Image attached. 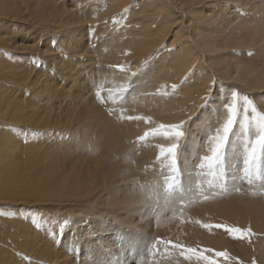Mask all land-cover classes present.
Instances as JSON below:
<instances>
[{
	"label": "rangeland",
	"instance_id": "374dc122",
	"mask_svg": "<svg viewBox=\"0 0 264 264\" xmlns=\"http://www.w3.org/2000/svg\"><path fill=\"white\" fill-rule=\"evenodd\" d=\"M153 1L158 4V0ZM153 1L0 0V4L2 3L1 5H3V7L0 5V59L1 61L3 59L6 61L5 64L2 63L4 65L1 67H7L6 69H2L6 74L4 77H1L0 73V132L12 135V141L13 138L15 139V141H13L14 145L18 144L13 147L14 150L11 149L8 151L9 149H6L5 151H2L3 156L11 161V166H5L6 177L0 179L1 189L9 190L10 192L9 194L0 193V255H6L10 259L6 264H170L169 261L171 263L178 262L179 264H207L206 261L201 259L204 254L208 256L209 259H217V257H212V251L209 250V247H206L207 249L204 248L203 252L201 251L202 245L199 244L197 235H190L182 241L173 239L174 242L176 241L174 243L170 239V233L167 235L162 234L163 230L170 231V222L176 223L185 215L189 216L190 223L194 225L196 223L198 224L197 228L199 229V233L201 232L200 234H204L205 230L202 231L203 229H206V232H212L215 231V229H219L222 233L221 236L225 241L231 244L235 240V238L226 232L224 228L216 227V225L225 226L223 223L214 222L207 224L203 222L201 217L194 216L195 213L192 212V210L193 206L196 204L193 203L197 202L199 205V202L196 199L203 198V194L205 193L201 190L203 187L202 183L196 185V188L201 187L200 189L198 188L201 192L197 193V196L195 195L196 199H184V202L175 199L171 202L172 204L174 203V207L167 205V208H163V211L165 210V212L164 218L162 217V226L160 221L157 222L158 216L156 210H154L159 207L158 204L160 202H156L157 206H154V211H152V209L151 211L149 210L150 212L148 211L149 213L145 219L134 217L135 222H133L132 226L128 225L130 228L127 229V222H125L126 218L120 215V213L117 215L119 216L117 218H119L120 221L113 218L112 215L108 216L107 213L112 211L109 210V204L111 207H116L114 203L110 202L111 200L108 201L103 199V201L105 200L103 203L101 200H98L103 205H106V207H104L99 204L98 207L100 206L101 209L98 208L97 205L88 206L77 202L75 199L77 196H74V194H71L73 196L68 195L70 192L69 190L71 189L69 186L74 185V183L71 182L76 178L74 174L75 170H78V168L85 170L86 163L90 164L91 161L95 162V164L99 166L95 167L97 170L99 169V175L103 174L102 171L104 172L107 170L111 171H109V173H112L117 169L118 172H121L119 170L122 169V164L120 162H117L119 165L114 164V162L119 159V157H117L118 153L109 148L110 145L108 142L107 149H104L106 147L104 141L113 138L110 137L111 134H109L110 128L106 126L104 127V122L113 121L120 123L121 137L126 135L129 137V135H131L130 133L134 132L133 130H138V126H147L148 123L153 120L152 117L154 115L150 114L148 110L153 106L147 107L151 105L149 104L145 107V105L143 106V104H140L138 91L141 85L147 80V72L150 73L152 68L154 71L158 70V63L149 69L144 67L153 57L152 54H150L151 52L149 53L144 50V47L145 45L155 44V41H161L163 36L166 37L164 39L169 41L174 34V31L176 32L179 27L186 25V19L183 18L184 15H181L179 11H175L173 15L171 14L172 17L170 16L172 11L169 9V3L167 4L165 2V4L157 10L156 7L150 8L153 6L150 5V2ZM111 5L114 6L112 7ZM152 10H155L156 12H152ZM9 12L11 13L10 15ZM161 12H165L166 14H164L165 16L168 15V19L167 17L164 18V14ZM5 13L6 15H4ZM107 13L108 15L106 16L105 14ZM156 13H158V16L155 17ZM151 14H153V19L149 20V18H152L149 17L152 16ZM174 15H177L175 16V19L173 17ZM147 16L149 18H147ZM169 17L173 19H169ZM154 18L157 22H155L156 20H154ZM163 19L167 23H164ZM172 20H174V22H172ZM109 22L111 24H109ZM137 23L140 24L137 25ZM146 23L147 25H145ZM170 23L171 25L173 24V29ZM144 25L148 28L145 29ZM148 25L151 28H149ZM163 25H165V27ZM139 26L143 27L142 29L144 31H142V33L140 32L141 29ZM168 26L170 28H168ZM168 30H170V33H168ZM146 34L151 36V38L153 36L154 41L149 39L150 37ZM150 40L152 42H150ZM136 42H140L142 44L141 47L134 48L137 45ZM168 43L164 42L162 48L167 47ZM128 49L129 51H127ZM165 49L170 50V48ZM126 51L128 52V55L126 54ZM141 53L143 54L142 58L140 57V55L142 56ZM137 54H139L138 57H135ZM146 55L148 57H145ZM132 56H134L135 59ZM149 57L150 59H148ZM139 58H141V61L144 58H147L148 60L142 61L143 64L141 63L140 65L138 63H133ZM132 60L133 64H130ZM160 60L162 61L158 56L154 59V62H159ZM113 74H115L116 79H114V77L113 79L109 77ZM168 88H170V91L176 89L175 85L171 82H169L167 90ZM136 93L137 97L134 96ZM129 98L131 101L133 98L135 99H133V103ZM134 101L137 104H135ZM129 105H131V107ZM136 105L142 107L137 108ZM12 106L18 107V111L21 115L19 119L11 118L10 109L13 108ZM133 111L139 112L137 113L138 116L142 115L138 118L140 121L136 118L134 120ZM129 114L132 115L131 117L133 119H129ZM189 119L192 121L193 116ZM188 124H190V122ZM105 128L108 129V133ZM86 130H89L88 134H86ZM142 130L143 132L141 133L144 137H147L149 133L154 131L151 129V131L146 130L145 127ZM159 130L160 129L156 131ZM161 130H163V128ZM96 131L98 132L96 133ZM144 131H147V133ZM163 134L164 132L161 136H163ZM183 135L182 137L185 139L188 136L185 133ZM134 138L137 137L135 135L129 137L131 141ZM108 148L111 151H108ZM250 148L251 144L245 149L246 157L248 156ZM13 152L14 154H12ZM211 154L212 152L203 157L210 158L212 157ZM261 156L262 153L258 149L257 167H260ZM223 157L222 153V159L214 163L215 166L213 164L210 166L209 161L202 158L203 166L208 163L209 165H206L207 168H211L212 166L217 168V165H222L221 160L223 161ZM175 159L176 158H169L168 163L170 162L169 164H172L171 162L176 161ZM37 161L40 162L41 165ZM178 161L179 160L174 162L173 165L176 166ZM93 162H91L92 165L94 164ZM109 162L110 166L113 165V167L111 166L112 168H117H114L113 170L110 166H107L106 163L109 165ZM168 163L165 159L163 162H159L160 165L158 167L164 168ZM102 165H105L106 167H101ZM63 166L66 167L69 174H67L68 172L62 174L63 171L58 169V167ZM71 166L75 169H71ZM10 167L14 168V172H11L12 169L10 170ZM105 168L109 169L106 170ZM3 169L4 167L0 162L1 173L4 171ZM69 169L70 171H73L70 172ZM40 170L44 172L41 171L42 175L44 174L43 176L40 174ZM36 171L37 175L31 173L35 172L36 174ZM117 171H114L113 173L117 174ZM58 172L60 173L59 175ZM31 177H39L37 179H45V181L42 180L44 182H41L40 180V183L39 181H36L37 179H34V182ZM61 177L63 179L65 178V180L68 179L66 181L64 180L65 183L62 182V185L60 184V180H63ZM130 180L132 181H130V183L136 188V190H138L137 187L144 186L146 183L149 184L151 182V180H147L145 183L141 181V179L135 177ZM32 181L34 182V186H37L35 184H38V182L41 186L43 185L45 192L47 188V193L42 197H35V193L31 194L35 191L34 188L32 191H28L33 187ZM48 181H52L51 185ZM66 182L70 184L68 185L67 183V185H65ZM242 182L241 186H245L246 182ZM39 184L38 186H40ZM55 184L56 186L57 184L58 186H61L59 187L60 191L58 190L59 192H57V194L59 193L58 195L54 193L57 191L56 187L55 189H52ZM49 185L53 186L50 187ZM42 188L40 190H43ZM49 188L53 191L49 190ZM176 189L182 192L180 185H178ZM192 190L193 192L197 191L194 189ZM63 191L68 193L62 194ZM48 192L51 193V195ZM65 195L68 197L66 196L67 198L63 200ZM199 195L201 197H199ZM56 196H60V198L55 199ZM193 200L196 201L194 202ZM106 201L108 202V205L107 203L105 204ZM148 201L150 202L151 199ZM175 201L179 202L175 203ZM161 205L163 206V204ZM180 208L183 209L181 210ZM166 209L169 210L166 211ZM169 211H171L172 214ZM96 214L100 216L98 217ZM85 217H95L90 219L94 224L89 225V222L85 220ZM146 219H150L151 221L149 227H144ZM19 224L23 227L27 226L26 228L29 229V233L31 232L30 235H27L25 238L27 241H25V239L20 240L18 237L21 231L20 229L18 232H12L14 231L13 227ZM195 228L196 227H194V229ZM87 230L91 231L94 245L91 246L92 249L89 251H84L82 248L83 244H85L83 242L85 241L83 235ZM29 236L34 238H28ZM194 236L196 238H193ZM123 238L125 242L129 241L127 249H124L125 247H123L124 244H128L125 242L124 244L122 243ZM255 238L256 237L252 231L245 236V239L250 241L248 244H254ZM14 239L19 241L16 242L17 246H15V244H13L14 246H10ZM184 241L189 242L191 246ZM27 242L32 243L33 245V248L30 247L32 248L31 255H34L33 258L28 256L25 249H23L25 244L28 245ZM40 242L42 243L40 244ZM19 243L21 246L23 245V247H20ZM37 243L39 247L35 245ZM193 243L197 244L193 245ZM39 249L40 251H38ZM59 253L61 256L57 255ZM39 257L41 258L39 259ZM229 260V264L249 263L238 258V256L229 257ZM217 261L218 264H225L222 263V260L220 261V259H217ZM250 264L260 263L256 262L254 259Z\"/></svg>",
	"mask_w": 264,
	"mask_h": 264
},
{
	"label": "bare ground",
	"instance_id": "6f19581e",
	"mask_svg": "<svg viewBox=\"0 0 264 264\" xmlns=\"http://www.w3.org/2000/svg\"><path fill=\"white\" fill-rule=\"evenodd\" d=\"M165 2L167 4L169 3L168 5H170L169 9L172 11L170 13V16L171 14L173 15L175 11H179L181 15L182 14L184 15L183 18L186 19V25L185 26L182 25V27H179V29L177 27L178 30L176 32L174 31L173 32L174 34L172 33L173 35L169 41L164 39L166 37L163 36L161 41L160 40L155 41V44L153 43L151 45H145L144 47L145 48L144 50H146L149 53L151 52L150 54H152L153 56L151 60L147 62L146 66L144 67L149 69L158 63V68H157L158 70L154 71V69L152 68L150 73L147 72L148 75V77L146 78L147 80L143 84L140 83L142 85L138 91L140 96V101H139L140 104H143V106L145 105V107L146 105L149 104L151 105L147 107L153 106L151 109L150 108L148 109L150 114L154 115L152 117L153 120L149 122L147 126L145 125H143L142 127L138 126L137 127L138 130L136 131L133 130L134 132H131L130 134L135 135L137 138H134L132 141L129 139L131 135H129V137L128 135L121 137L120 127H119V125H121L120 123L113 121L104 122L105 123L104 127L106 126L110 128L109 134H111V136L110 135L109 136L113 137L115 140L113 138H110L109 140L104 141V145L106 144V147L103 148L107 149V142H108V144L110 145L109 148H111L113 151L118 153L117 157H119V159L116 160L114 158L115 156L113 158L116 160L114 162L115 165L118 164L117 162H120L122 164V165L120 164L122 169L119 168L120 169L119 171L121 172H118L117 171L118 169L114 170V168L116 169L117 167L112 168L113 165H111L112 166L111 167L109 162V165L107 163L106 165L110 166V168H112L114 171H117L118 173L117 174L113 173L114 172L113 170L112 173H109L110 170H107L109 168L107 169L105 168L107 171L104 172L102 171L103 174L99 175L98 173L99 169L97 170V168H95L97 165L95 164V162L90 160L94 164L92 165L91 162L89 161L90 164L86 163L85 170L79 168L78 170H75L74 174L76 178L74 180L72 179L73 182H71L74 183V185L69 186V188L71 187L69 193L63 191L62 194H67V193L68 195L74 194V196L75 195L77 196V198L75 197L77 202L81 204L82 203L86 204L88 206L97 205L98 207L99 204H101L102 206L103 205L102 203L105 201V200L103 201V199H106L108 201L111 200L110 202L114 203L116 207H111L109 204L108 206L109 210L112 211L110 213L109 212L107 213L108 216L112 215L113 218L118 219V221H120V219L117 218L119 217L117 215L120 213V215L124 216V218L128 220V221L125 220V222H127L126 224L128 229L130 228L128 227V225L132 226L133 222H135L134 217H137L139 219L141 218L145 219V217L148 215L151 209L152 211L156 210V214L158 216L157 222L160 221L161 223L163 220L162 217L164 218V212H165V210L163 211L164 207L167 208V205H169L170 207H174V203L172 204L171 202L175 199L176 200L178 199L183 202L184 199H188V200L190 198L196 199L195 195L197 196V193L201 192L202 190L203 193L205 192L203 194L204 197L202 198L199 195V197L201 198L198 197L199 199H196L199 202V205L197 202H195L196 200L195 201L193 200L195 202L193 204H196L193 206V210H192V212L195 213L194 216L201 217L203 219V222L207 224L216 222V223H223L227 227H236L243 230L250 229L256 237L254 244H248L250 241L245 238L243 239L235 238L233 243L230 244L227 241H225L224 238L221 236L222 233L220 232L219 229H215V231L212 232L208 231L209 233L206 232L207 231L206 229H203L202 231L204 230L205 231L204 234L202 235L200 234L201 232L199 233V229L197 228L198 224L196 223L194 225L190 223L189 216L187 215L182 216V218L176 223L170 222V227H169L170 231L163 230L162 234L167 235L168 233H170L171 236L170 239L173 242L174 240L182 241L184 238L190 235H197L198 242L200 245H202L201 247L202 252L204 251V248L209 247V250L212 251L211 253L212 257L213 256L215 257L214 255L215 252H226L228 254L227 255L228 260L227 257L217 258L220 259V261L222 260V263L225 264H229L230 262L229 257H233V256H238V258L245 260L246 263L249 262L248 264H250L251 261L254 259L256 260V262L260 264H264V153H262V156L260 157L261 158L260 167L256 166L259 170L258 176L254 178L251 183H249L248 179L244 175V168L246 167L245 160L247 159L245 155V151H246L245 149L250 144L252 145L253 141L258 136L259 133L256 127V121L260 117L264 116V0H160V1L158 0V4L154 3V1L150 2V5H153L150 8L156 7V9L158 10V8L164 5ZM111 6L113 7L114 5ZM1 7H3V5H1ZM153 11L155 10H152V12ZM10 12L9 15L11 14ZM6 13L4 15H6ZM164 13L165 12H163L162 14ZM157 14L158 13H156V15L154 14L155 17L158 16ZM165 14H164V18L167 17L168 19V15L165 16ZM12 15L15 16L14 14ZM105 15L107 16L108 13ZM151 15L152 16L149 17L152 18H149L147 16L149 20L153 19V14ZM175 16L177 15L173 16L174 19ZM169 19H173V18L169 17ZM154 20L156 19L154 18ZM155 22H157V20ZM163 22L167 23L164 19ZM172 22H174V20H172ZM109 24L111 23L109 22ZM139 24L140 23H137V25ZM145 25H147V23ZM145 25L144 27L145 29H147L148 27ZM156 25L155 27L157 28ZM163 26L165 27V25ZM173 27L174 26H172V29ZM142 28L143 27H140L141 33L142 31H144ZM149 28L151 27L149 26ZM168 28L170 27L168 26ZM168 31H169L168 33H170V30ZM149 37H148L149 39H152L154 41L153 36L152 38L151 36ZM177 41H178V45H177ZM150 42L152 41L150 40ZM164 42L167 43L169 42V43L167 44V47L162 48ZM136 43L137 45L135 47L134 46L132 47L134 48L141 47L142 44L140 42H136ZM165 48H170V50ZM127 51H129V49ZM126 54L128 55V52ZM139 54H137L135 57H138ZM158 56L160 59H162V61L160 60L159 62H154V59H156ZM140 57L142 58L143 54L142 56L140 55ZM145 57L148 56L146 55ZM141 58H139L136 62L135 61L133 62L134 60L133 59L130 62V64L133 62V63H138L140 65L142 61L144 60L147 61L148 59H150V57L148 59L144 58L141 61ZM2 63L4 64L6 63L5 59H3L2 61L0 59V67L4 65ZM6 68L5 66L3 68L1 67L0 70L1 77H4L6 75L4 70H2ZM109 77H111V79H113V77L114 79H116L115 74L110 75ZM169 82L175 85L176 87L175 90L171 89L172 91H170L169 90L170 88H168L167 90V87L169 86ZM233 93L236 94V105H237L236 122L233 126L232 132L229 135L226 146L222 150L224 156L223 161L221 160L222 165L219 166L217 165V168H214L213 166L211 168L209 167L207 168L206 165L209 164L204 160L207 164L206 165L204 164L203 166L202 160L205 158L203 156L204 155L207 156L208 153L212 152L213 148L216 145L217 133L221 135L223 134V127L224 124L227 122L229 116L228 107L233 103ZM136 95L137 93L134 96ZM136 102L135 104H137ZM129 106L131 107V105ZM16 107L17 106H14L12 109H10L11 118L19 119L21 115L20 112L18 111V107L17 108ZM136 107L139 108L142 106L138 107L136 105ZM253 108L255 109V112H253ZM133 112H134L133 113L134 120L135 118L138 119L139 116H142V115L138 116L137 113L139 112H135V111ZM129 115L130 116L128 115L127 116L128 117L132 116L131 114ZM191 116H193L192 121L189 119L191 118ZM138 120L140 121V119ZM189 122L190 124H188ZM144 127L146 128V130L151 129L154 131L149 133L150 135L148 134L147 137L146 136L144 137L142 136L143 134L141 133L143 132L142 129H144ZM162 128L163 130H161ZM158 129H160L161 131L160 130L156 131ZM176 129H178V131H181L183 134L185 133L186 135H188L187 138L185 139L182 136L177 138L174 134L175 131H177ZM106 130L108 133V129ZM162 131L164 132L163 136H161V134L163 133ZM97 132L98 131H96V133ZM144 132L147 133V131ZM0 133H1L0 162L4 167L3 169L4 171H2V173L0 172V179H4L6 177L5 166H11V161H9L3 156L2 151H5L6 149H9L8 151H10L11 149H13V147H15L18 144L15 143L16 145H14L13 141H15V139L13 138L12 141V137H13L12 135H9L5 132H0ZM88 133L89 130H86V134ZM173 144L178 145V147L175 150L174 156L172 154L167 153L166 151V149L172 147ZM109 148L108 151H111ZM162 149H164L165 151L162 152L161 151ZM12 154H14V152ZM169 158H176L175 159L176 161L179 160L177 162V165L176 166L173 165V162H171L172 164H169L170 163V162L168 163ZM165 159L168 165L166 164V166L164 165L165 166L164 168L163 167L159 168L158 167L160 165L159 162H163ZM38 163L41 165L40 162ZM213 165L215 166V164ZM103 166L105 165H102L101 167ZM70 168L73 169L74 167L71 166ZM11 169H12L11 172H14V168L10 167V170ZM58 169L63 171L62 174H66L68 172L65 166L58 167ZM37 171L36 174L35 172H31V173L37 175ZM41 171L42 170H40L39 172L42 175L43 171L42 172ZM72 171L73 170H71L70 172ZM214 171H215V176H214ZM59 174L60 173L58 172V175ZM67 174H69V172ZM35 177H31L33 181L34 179L36 180L37 178H39V177L37 178ZM133 177L139 178L141 179V181L145 183L147 182V180H151V182L149 184L146 183L144 186L143 185L140 186L142 188L137 187L138 190H136V188H134V186L130 183L131 181L130 179L131 178L133 179ZM61 179L63 178L61 177ZM40 180L41 179H37L36 181L40 182ZM42 180L45 181V179ZM42 180L41 182H44ZM64 180L65 178L63 180H60L61 181L60 184L64 182ZM242 181L246 182L245 186L244 185L241 186V184L243 183ZM34 182L32 183L33 187L31 188L29 187L30 189L28 188L29 189L28 191L30 190L32 191V189L34 188L35 191H33V193L31 194L35 193V197L36 196L42 197L43 195H45L47 193V188L45 192L44 190L45 188L43 185L42 188V186L38 182L40 186H38L37 183L35 184L37 186H34ZM68 182H66L65 185H67ZM198 183L203 184L202 187L203 189L201 187H198L199 189L201 188V190L196 188V185ZM69 184L70 183H68V185ZM178 185L181 186L182 192L176 189ZM55 187L57 191L54 190L56 191L54 193L57 194V192L60 191L59 187L61 186H58V184L56 186L55 184L54 188L52 187V189H55ZM41 188L43 190H40ZM52 189L49 188V190ZM192 189L197 191L193 192ZM0 193L9 194L10 192L9 190L1 189L0 187ZM51 193L49 194L51 195ZM66 196L67 195H65L63 200H65L68 197ZM57 198H60V196L55 197V199ZM150 199L151 201L149 202L148 200ZM98 200H101L102 203H100V201ZM143 201L146 204V206L149 202L147 207L145 206ZM156 202H160L161 204H163V206L159 203L160 204V205L158 204L159 207L153 210L154 206L156 205ZM176 202L179 201H175V203ZM106 203L108 205L107 201L105 202V204ZM103 206L106 207V205ZM98 208L101 207L99 206ZM180 209L182 210L183 208ZM168 210L166 209V211ZM169 212L171 213V211ZM98 214L96 215L98 216ZM93 218L85 217V220L89 222V225H92L94 223L90 221V219ZM150 224H151L150 219L149 220L146 219L144 227H149ZM26 227H23L21 224L15 225L13 227L14 231L12 232H18V230L20 229L21 231L18 237L20 238V240L21 239L24 240L26 236L30 235L31 233V232L29 233V229ZM194 227L196 228L194 229ZM30 237L31 236H29L28 238ZM83 238L85 240L83 241L85 244H83L82 248L84 251H89L90 249H92L91 246L94 245V241L92 240V236H91V231L87 230L86 232H84ZM193 238L196 237L194 236ZM25 241L27 240L25 239ZM16 242L19 241L14 239L12 240V244L10 243L9 244L10 246H12L13 244L17 246ZM124 242L125 241L123 238L122 243L124 244ZM184 242L191 246L189 242L186 241ZM27 243L28 245L25 244V247H23V245L21 246L20 243L19 244L20 247H23V249H25L26 254L33 258L34 255H31L33 242L32 243L27 242ZM41 243L42 242H40V244ZM125 243L128 244H124L123 247H125L124 249H127V247L129 246V241ZM194 244L197 243H193V245ZM35 245L38 246V243ZM40 249L38 251H40ZM57 255L61 256L60 253ZM40 258L41 257H39V259ZM8 260L10 259L6 255H0V264L1 263L6 264ZM169 263L179 264L178 262L171 263L170 261Z\"/></svg>",
	"mask_w": 264,
	"mask_h": 264
},
{
	"label": "snow or ice",
	"instance_id": "6c2138e0",
	"mask_svg": "<svg viewBox=\"0 0 264 264\" xmlns=\"http://www.w3.org/2000/svg\"><path fill=\"white\" fill-rule=\"evenodd\" d=\"M253 112H255L254 108H253ZM228 113H229V116H228L227 122L224 124L223 134L221 135L217 133L216 145L212 150V157L205 158L209 161L210 166L222 158V150L225 148L229 135L232 132L233 126L236 122L237 105H236V94L235 93H233V103L228 107ZM129 119H132V117H129ZM256 127L258 129L259 134L254 140V142L252 143L251 148L248 152L247 159L245 160L246 167L244 168V175L248 179L249 183H251L252 180L258 176V172H259L258 168L256 167V162L258 159L257 150L259 149L261 153H264V116L260 117L256 121ZM174 134L177 138L183 135V133L178 130L175 131ZM177 147L178 145L173 144L172 147L166 149V151L167 153L172 154L174 156L175 150ZM161 151L164 152L165 150L162 149ZM174 162L175 161H173V163ZM216 227L224 228L226 232L231 234L233 238H236V239L245 238V236L251 231L250 229L243 230V229L236 228V227H225L223 225H216ZM214 255L217 258L219 257L226 258L228 254L226 252H215ZM201 259L206 261L207 264H218V261L216 259H209V257L206 255L202 256Z\"/></svg>",
	"mask_w": 264,
	"mask_h": 264
}]
</instances>
